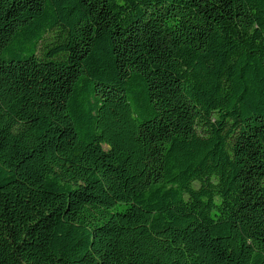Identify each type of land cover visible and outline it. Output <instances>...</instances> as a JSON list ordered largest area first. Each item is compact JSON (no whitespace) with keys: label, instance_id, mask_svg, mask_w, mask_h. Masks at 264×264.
I'll list each match as a JSON object with an SVG mask.
<instances>
[{"label":"trees","instance_id":"obj_1","mask_svg":"<svg viewBox=\"0 0 264 264\" xmlns=\"http://www.w3.org/2000/svg\"><path fill=\"white\" fill-rule=\"evenodd\" d=\"M0 264H264V0H0Z\"/></svg>","mask_w":264,"mask_h":264}]
</instances>
